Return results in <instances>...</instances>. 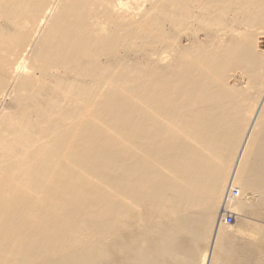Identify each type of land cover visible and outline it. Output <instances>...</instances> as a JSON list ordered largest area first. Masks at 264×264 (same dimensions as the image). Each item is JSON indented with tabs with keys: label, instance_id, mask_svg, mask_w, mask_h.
Masks as SVG:
<instances>
[{
	"label": "bare ground",
	"instance_id": "6f19581e",
	"mask_svg": "<svg viewBox=\"0 0 264 264\" xmlns=\"http://www.w3.org/2000/svg\"><path fill=\"white\" fill-rule=\"evenodd\" d=\"M261 37L264 0H0V264H264L220 221L231 183L264 223Z\"/></svg>",
	"mask_w": 264,
	"mask_h": 264
},
{
	"label": "built area",
	"instance_id": "2783aa9c",
	"mask_svg": "<svg viewBox=\"0 0 264 264\" xmlns=\"http://www.w3.org/2000/svg\"><path fill=\"white\" fill-rule=\"evenodd\" d=\"M239 195V190L236 186L231 183L226 186L225 192L223 194V211L220 216V221H223L225 224H231L234 221L233 214L229 208L230 204L235 200Z\"/></svg>",
	"mask_w": 264,
	"mask_h": 264
},
{
	"label": "rangeland",
	"instance_id": "374dc122",
	"mask_svg": "<svg viewBox=\"0 0 264 264\" xmlns=\"http://www.w3.org/2000/svg\"><path fill=\"white\" fill-rule=\"evenodd\" d=\"M259 47L260 48H264V37H261L260 38V42H259ZM224 192H225V190H224ZM223 196V195H222ZM223 198V197H222ZM220 204H221V202H220ZM231 212H233L232 214L234 215L233 216V218H234V221L231 223V224H225L223 221H221V223H223L222 224V228L223 229H227L228 231L230 230V231H233L232 232V234H234V235H241V234H245V232L244 231H242V232H244V233H242L241 231H237V230H239L240 229V227H242L243 225H244V223H245V221H249V222H252V223H255V224H259V225H263L264 226V223H262L261 224V222L262 221H259L260 219L258 218L257 219V217H253V219H252V217H250V218H247V215H246V217L244 216V215H239L237 212H235V211H232L231 210ZM240 219V220H239ZM241 223V224H240ZM225 227V228H224ZM230 227V228H229ZM236 229V230H235ZM238 232H240V233H238ZM256 235H258V234H256ZM260 235V234H259Z\"/></svg>",
	"mask_w": 264,
	"mask_h": 264
}]
</instances>
